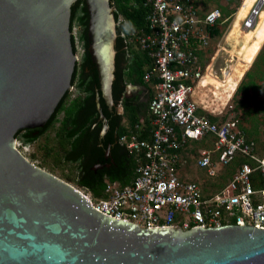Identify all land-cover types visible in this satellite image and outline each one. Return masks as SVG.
Listing matches in <instances>:
<instances>
[{
    "label": "water",
    "instance_id": "95a60500",
    "mask_svg": "<svg viewBox=\"0 0 264 264\" xmlns=\"http://www.w3.org/2000/svg\"><path fill=\"white\" fill-rule=\"evenodd\" d=\"M76 1L0 0V264H264V230L140 228L97 211L81 190L16 148V133L43 128L73 88ZM84 1L102 137L100 100L114 106L116 21L110 0Z\"/></svg>",
    "mask_w": 264,
    "mask_h": 264
},
{
    "label": "built area",
    "instance_id": "2783aa9c",
    "mask_svg": "<svg viewBox=\"0 0 264 264\" xmlns=\"http://www.w3.org/2000/svg\"><path fill=\"white\" fill-rule=\"evenodd\" d=\"M142 2L148 9L149 33H133L128 44L145 52L152 63L143 76L153 90L151 138L139 140L133 133L124 134L120 143L139 159L134 180L124 187L106 182L102 198L86 195L87 199L102 214L144 229L236 225L264 230V148L246 137L238 119H224L229 101L223 107L219 101V107L201 114L195 99L209 73H220L223 82L230 78L227 66L216 72L200 61L221 12L212 9L201 14L195 0ZM263 8L264 0H255L243 30L256 26ZM216 48L220 49V44ZM233 93H228L229 100ZM196 141L212 143L211 149L198 151L196 164L210 178L224 177L215 191L210 187L205 193L198 183L179 175L186 163V149ZM237 162L240 164L235 166Z\"/></svg>",
    "mask_w": 264,
    "mask_h": 264
},
{
    "label": "trees",
    "instance_id": "16d2710c",
    "mask_svg": "<svg viewBox=\"0 0 264 264\" xmlns=\"http://www.w3.org/2000/svg\"><path fill=\"white\" fill-rule=\"evenodd\" d=\"M215 1L220 5L222 17L223 15L230 17L227 5L233 3L234 0H226L225 6L219 3L220 0ZM110 2L114 9L117 32L112 97L118 103L124 98L126 86L131 85L144 88L147 92L145 102L139 104L136 102L137 99L123 101L124 113L117 117L114 127H112V134L106 136L103 147L98 145L102 129V125L98 123V112L95 105L99 77L96 65L88 52L89 13L86 2L77 0L71 6L70 31H72L73 25L77 24L84 50L80 63L75 65L71 80L72 86L78 90V96L71 99L70 93L67 92L43 128L20 130L15 135V138L22 143L31 144L58 124L55 136L60 150L63 152L62 161L76 165V184L90 192L94 199L104 196L106 182H117L124 187L130 185L134 180L139 159L135 154L130 153L124 144L120 143V138L129 131H138L136 126H141L142 119H144L145 126H148L149 104L153 96L151 86L143 80L146 69L152 65L151 60L145 52L128 44V39L133 33H149L148 9L142 0H110ZM195 4L202 7L200 0H195ZM238 6L239 3L237 8ZM224 32L225 29L222 30V27L217 25L211 31L212 38H220ZM71 44L76 54L72 38ZM259 89H264V46L257 56L254 67L245 74L236 89V93L242 94L244 97L241 105L245 106L249 101L250 94L255 95ZM100 103L104 116L108 117L109 113L102 99ZM210 119L215 121L213 117ZM148 127L139 130L140 140L148 139L147 130H145ZM109 145L112 147L111 156L114 160L112 169L95 170L94 167L97 165L104 167L108 164L109 161L105 160V148ZM238 164L240 162H237L235 166ZM233 170L228 172L229 176L233 174ZM67 181L71 182L70 178Z\"/></svg>",
    "mask_w": 264,
    "mask_h": 264
},
{
    "label": "rangeland",
    "instance_id": "374dc122",
    "mask_svg": "<svg viewBox=\"0 0 264 264\" xmlns=\"http://www.w3.org/2000/svg\"><path fill=\"white\" fill-rule=\"evenodd\" d=\"M243 0H234L233 3L230 5H227L228 11H230V17H228V20L226 17H221V20H224V24H222V27H228V24L231 22V18L235 16L238 9L242 6ZM222 5H226V0H220ZM239 3V6L237 8V5ZM200 4L202 7L201 14H204V12H207L211 9H218L219 4L215 0H200ZM241 9V8H240ZM264 11V9H263ZM222 12V10L220 11ZM232 12V13H231ZM222 15V13H221ZM120 20H122V17H120ZM220 20V21H221ZM260 18H258L259 22ZM257 22V23H258ZM225 29V28H224ZM227 30V29H225ZM240 30V28H239ZM239 30L237 35L239 34ZM243 30V28L241 29ZM71 38L74 40V46L76 50V55L78 57V60L76 64H79L81 61V57L83 55V43L80 40V29L77 26V24L73 25L72 31H71ZM221 37L217 38L215 41H211L209 48L207 51H213L214 46L216 44H220L221 46H224V42H221ZM214 46H213V44ZM225 63V61H224ZM220 65H224L221 63ZM213 85L217 88L219 86L222 87V92L220 91L215 93L218 96H225L229 89L231 90L233 88V83L230 80V82L225 85H220L213 81ZM139 88L131 89L129 94L137 92ZM142 90V89H141ZM143 91V90H142ZM70 98L73 99L78 96V90L73 86V88L69 91ZM234 92L233 96L235 97L230 98V103L225 108V116L227 119L232 118L233 116H237L241 118V122L243 124V128L246 131L251 132L248 134V136L251 139H254L258 142V144L261 146V148H264V89H259L256 91L255 95L253 93L250 94L249 101L246 103L245 106L241 105V102H243V95L238 94ZM145 94V91H144ZM225 94V95H224ZM217 100H221L217 97H214ZM222 102L221 106L222 107ZM219 106V104H217ZM118 111H121V107L118 108ZM121 114V113H120ZM60 118H62V115H60ZM125 125V123H124ZM52 128L48 130L43 136L39 137L36 141H34L31 144H24L20 140L17 139L16 142V148L21 152L22 155H24L31 163L34 165L40 167L41 169H44L45 171L53 174L54 176L64 180L65 182H68L67 179L70 178L71 185L75 186L79 190H81L84 194L89 196L91 199L93 198L91 193L87 190L79 187L76 182L75 178L77 175V167L75 164L71 163H65L62 161L63 152L60 150V146L58 144L57 138L55 136L56 128ZM188 152H186L185 156V166H182L179 170V175L184 180L194 181L198 183L202 190L205 193H208L211 187V191H215L216 187H219V185L222 184V180L220 178H224L223 176H220L218 179L216 178H210L205 169H202L197 166L196 164V157L198 155V151L202 148L211 149L212 143L209 141L207 143L204 142H190L189 143Z\"/></svg>",
    "mask_w": 264,
    "mask_h": 264
},
{
    "label": "crops",
    "instance_id": "0c3cea01",
    "mask_svg": "<svg viewBox=\"0 0 264 264\" xmlns=\"http://www.w3.org/2000/svg\"><path fill=\"white\" fill-rule=\"evenodd\" d=\"M243 2V1H242ZM255 2V1H254ZM253 2V3H254ZM252 3V5H253ZM252 5L250 6V8L252 7ZM250 8L248 9L247 13L245 14V16L243 18H241L239 20V25L236 26L235 25V20H236V15L238 13L235 14L234 17L231 18V22L230 24H228V27L225 28L227 29V32H225L223 34V36L221 37V42H224V46H221L220 45V49L216 48L214 46V50L213 52L211 53L210 51H207L206 54L203 53V54H200V61L203 62V65H211L213 70L216 71V72H220V68L222 67H226V69H229L230 70V73H229V80L232 81L233 83V88L231 90H233L234 92H236V89L237 87L239 86V84L241 83V81L243 80L245 74L254 67V63L257 59V56L259 55L261 49L263 48L264 46V40L260 43V48L259 50L257 51L256 55L254 56L253 60L251 63H247L246 60L244 59V47L245 46H250L251 45V42H248L246 40V38L244 37V34L246 32H250V31H247V30H241L243 28L242 24H243V20L244 18L246 17V15L248 14ZM239 10V9H238ZM208 12V11H207ZM206 13V12H204ZM227 19H224V20H228V17H226ZM224 20L221 21V24H224ZM259 23V22H258ZM258 23L256 24L255 28H257L258 26ZM220 24V26H221ZM234 28V29H233ZM240 28V30H239ZM253 29V30H254ZM238 30H239V34L237 35L238 33ZM216 40V39H215ZM214 40V41H215ZM247 43V44H246ZM219 44V43H218ZM216 44V46L218 45ZM240 51V53H239ZM208 62H207V61ZM225 61V63H224ZM221 63H223L224 65H220ZM239 63V64H238ZM250 64V65H249ZM224 69V68H222ZM219 75V76H218ZM218 76V77H216ZM213 80H218L219 82H221L222 84L225 83L227 80H225L223 82V77L220 75V73H216L215 75L214 74H211L209 73L208 75H206L204 77V79L202 80L201 84H200V87L197 91V94H196V101L197 103L199 104L200 108H199V113L201 114H208L207 111L205 109H210V108H213V106H216V107H219L217 104L218 102H222V107L226 105L227 101H229V92L231 91L229 89L228 93L225 95V96H218L215 91H217V93H219L220 91L222 92V87L223 86H219V87H215L213 85ZM131 86V85H130ZM133 89L137 88V87H134L132 86ZM152 93H153V90L151 89ZM130 92V91H129ZM147 93V92H146ZM232 94V93H231ZM234 94V93H233ZM236 94V93H235ZM214 97H217L221 100H217L216 98ZM232 97H235V95H231V99ZM216 101V102H215ZM230 103V101L228 102ZM226 108V107H225ZM223 117L224 119H227L226 116H225V110L223 112ZM232 118H236L239 120V128L244 132V134L246 135V137L248 139H251L248 134H250L251 132L249 131H246L244 128H243V124L241 122V118L240 117H237V116H233ZM216 119V118H215ZM149 120V124L148 126H145V122H144V119H142L140 121V125L141 126H136V129H138V131H129L128 133H133L134 135L137 136V138L139 139V130L141 128H146L148 127L147 129V137L148 139H144V140H150L151 138V134H150V129H151V120L150 118L148 119ZM248 133V134H247ZM140 140V139H139ZM254 140V139H252ZM255 142L258 144V142L255 140ZM259 148L260 149H263L261 148V146L258 144ZM190 147V146H189ZM188 147V148H189ZM188 148L186 149V151L188 152ZM204 149V148H202ZM185 152V151H183ZM182 152V153H183ZM186 154V153H185Z\"/></svg>",
    "mask_w": 264,
    "mask_h": 264
},
{
    "label": "bare ground",
    "instance_id": "6f19581e",
    "mask_svg": "<svg viewBox=\"0 0 264 264\" xmlns=\"http://www.w3.org/2000/svg\"><path fill=\"white\" fill-rule=\"evenodd\" d=\"M254 1L255 0H243L242 6L240 7L241 9L239 8L238 13L236 15V20H235L236 26L239 25V20L245 16V14L247 13L248 9L250 8V6L252 5ZM244 37L246 38L248 42H251L250 46L244 47V51H245L244 59L246 60L247 63H251L254 56L256 55L257 51L260 48V43L264 40V11L261 12L260 14V20H259L257 28L254 30H251L250 32H246L244 34ZM213 81L220 85H225L227 84V82L228 83L230 82L229 79L224 84H222L218 80H213Z\"/></svg>",
    "mask_w": 264,
    "mask_h": 264
},
{
    "label": "flooded vegetation",
    "instance_id": "af4514ba",
    "mask_svg": "<svg viewBox=\"0 0 264 264\" xmlns=\"http://www.w3.org/2000/svg\"><path fill=\"white\" fill-rule=\"evenodd\" d=\"M143 91H142V90ZM144 88H139L137 90V92L135 93H132V94H129V92L126 90L125 88V94H124V98L121 99V101H119L118 103H116L114 101V106L112 109H110L109 107H107V111L109 113V116L106 117V120H107V126H108V129L106 131V133L101 137V135H99V141H98V145L100 147H103V142L106 140V136L108 134H112V127H114V122L116 121L117 117L122 115L124 113V106H123V101H126V100H129V99H137V103L141 104L143 102H145V99H146V91H145V94H144ZM121 107L122 108V113L120 114V112L118 111V108ZM98 112V110H97ZM98 118H99V114H98ZM98 123H100L102 125V123L100 121H98ZM96 128V125L94 126ZM102 130V129H101ZM101 132V131H100ZM112 148V147H111ZM106 149V148H105ZM106 161H109L108 164L104 167H102L101 165H97L94 167L95 170L99 169V170H102V169H108V170H111L112 169V163H113V159H112V156H111V149H110V156L105 159Z\"/></svg>",
    "mask_w": 264,
    "mask_h": 264
},
{
    "label": "clouds",
    "instance_id": "9594fccd",
    "mask_svg": "<svg viewBox=\"0 0 264 264\" xmlns=\"http://www.w3.org/2000/svg\"><path fill=\"white\" fill-rule=\"evenodd\" d=\"M254 3H255V2H254ZM254 3H253V4H254ZM252 6H253V5H252ZM263 9H264V8H263ZM211 10H212V9H211ZM209 11H210V10H209ZM220 11H221V10H220ZM262 12H263V10H262ZM221 13H222V12H221ZM246 16H247V15H246ZM245 18H246V17H245ZM245 18H244V19H245ZM259 18H260V17H259ZM221 21H222V20H221ZM221 21H219L220 23L218 24V26H220ZM243 22H244V20H243ZM257 22H258V21H257ZM242 26H243V24H242ZM220 27H222V24H221ZM254 28H255V26H254ZM254 28H252L251 30H253ZM223 29H224V28L222 27V30H223ZM251 30H247V31H251ZM225 32H227V30H225ZM225 32H224V33H225ZM224 33H223V34H224ZM222 36H223V35H222ZM214 40H215V39H214ZM214 40H213V41H214ZM85 195H86V194H85Z\"/></svg>",
    "mask_w": 264,
    "mask_h": 264
}]
</instances>
